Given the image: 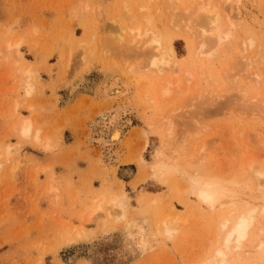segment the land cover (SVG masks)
Wrapping results in <instances>:
<instances>
[{
	"label": "rangeland",
	"instance_id": "374dc122",
	"mask_svg": "<svg viewBox=\"0 0 264 264\" xmlns=\"http://www.w3.org/2000/svg\"><path fill=\"white\" fill-rule=\"evenodd\" d=\"M167 1L0 0V264H196L216 240L221 202L229 210L264 203L252 173L264 170V80L258 67L245 64L256 49L245 48L247 39L264 38V0L217 1L224 28L234 33L219 51L210 43L202 48L199 28L186 25L182 9L197 0H176L174 21ZM147 5L151 22L141 18ZM154 31L176 54V94L168 100L155 93L171 72L150 69L141 47ZM132 35L134 41L146 36L137 50L132 39L133 49L127 45ZM81 76L94 84L77 92L97 98L86 95L64 108ZM118 80L130 83L129 94L103 99L105 87L123 84ZM115 106L129 110L136 127L115 145L119 161L105 163L90 128ZM24 117L33 120L38 141L20 133ZM156 160L167 165L160 174L152 172ZM198 174L224 181L215 207L191 188ZM102 190L111 194L105 201L123 196L124 211L105 202ZM110 212L120 215L113 220Z\"/></svg>",
	"mask_w": 264,
	"mask_h": 264
},
{
	"label": "bare ground",
	"instance_id": "6f19581e",
	"mask_svg": "<svg viewBox=\"0 0 264 264\" xmlns=\"http://www.w3.org/2000/svg\"><path fill=\"white\" fill-rule=\"evenodd\" d=\"M192 1H195V0H192ZM191 1V2H192ZM198 1V0H197ZM195 1L193 3H191L192 5L195 6L194 10H191L192 8V5H190L191 8H189V6H187L186 8L182 9L184 10V12L182 13L185 17V20L187 22V26L188 27H191L192 26H195L196 28H199V32L200 34L198 35L199 36V39L198 41H200L201 43V47L205 48V49H208L206 48L207 44L210 43V44H215V47L214 50L215 51H219L218 48L221 44L225 43V39H228L229 37L232 38V40H234V36H233V28L232 27H227V28H224L223 24H222V18L220 17V14H222L221 12L224 11H220V14H219V6L217 4V1H221V0H199L198 2ZM153 2V1H152ZM161 3V2H160ZM162 4V3H161ZM165 4V3H164ZM149 5L151 6V4L149 3ZM153 5V4H152ZM224 5V4H223ZM162 5H160V8H161ZM166 7L167 10H169V12L171 13V16H172V21H174L176 19V12H178V9H176V0H168L166 2V4L164 5ZM164 6H163V9H164ZM193 6V7H194ZM143 7V6H142ZM159 8V7H158ZM159 8V9H160ZM225 8V7H224ZM142 9L144 10H147V13L141 17V18H144L147 20V22H151L153 21L152 17L154 18V15L152 16L150 14V9L153 10L152 7L149 8V6H144ZM162 9V8H161ZM165 9V10H166ZM181 9V8H180ZM222 9H223V6H222ZM131 11H133L132 9H130ZM177 10V11H176ZM226 10V9H225ZM136 11V10H135ZM229 11V10H228ZM127 13H132V12H127ZM135 13V12H133ZM180 13V11H179ZM154 14V13H153ZM166 14V13H165ZM161 15V14H159ZM181 15V14H180ZM225 16V15H224ZM223 16V17H224ZM228 16V15H227ZM136 17V16H135ZM156 17V15H155ZM161 17V16H160ZM140 18V19H141ZM134 19V18H133ZM143 19V20H144ZM152 19V20H151ZM233 19V18H232ZM161 20V19H160ZM234 20V19H233ZM136 21V20H135ZM166 21V20H165ZM171 21V23H172ZM180 21V20H179ZM229 21V20H228ZM114 22H117V21H114ZM234 22V21H233ZM135 23V22H134ZM145 24V23H144ZM173 24V23H172ZM149 25V24H148ZM170 26H172L170 23H169ZM174 25V24H173ZM153 26V25H152ZM187 26H185L187 28ZM229 26V25H228ZM148 27V26H147ZM184 27V26H183ZM195 27H193L195 29ZM234 27V25H233ZM154 28V26H153ZM152 28V29H153ZM236 28V27H235ZM125 29V28H122V30ZM154 30V29H153ZM184 30V29H183ZM115 31V30H114ZM113 31V33H114ZM130 31V30H129ZM140 31V30H138ZM147 31V30H146ZM176 31V30H175ZM188 31V30H187ZM264 31V30H263ZM123 32V31H122ZM134 32V31H133ZM143 32V31H142ZM152 32V31H151ZM195 32V31H194ZM115 33L118 34L117 31H115ZM137 33V32H136ZM145 33V32H144ZM107 34V33H106ZM122 33L120 32V36ZM125 34V33H123ZM127 34V33H126ZM147 34V33H146ZM150 34V32H149ZM92 35V34H91ZM110 35V34H109ZM119 35V34H118ZM116 35L115 37L117 38ZM164 35V34H163ZM163 35H160V33H156V31H154L153 33H151L149 35V38L146 39L145 41V44H143L141 47L143 48V51L147 52V56H145V60H147V63L146 65L148 67H150V69H153L155 70L157 73H163L164 75V72L165 71H169L171 72V76L168 77V78H165V82L167 81L166 85L162 86V88L158 91V93H155L158 98L161 97L160 99H164L166 98L168 100V98H170L172 95H175L176 94V54H175V51H174V48H173V45L171 43H169L167 40H166V37H164ZM260 35V34H259ZM262 35V34H261ZM124 36V35H123ZM133 36V35H132ZM131 36V37H132ZM148 36V34H147ZM233 36V37H231ZM125 37V36H124ZM145 35H144V39H145ZM115 38V39H116ZM119 38V37H118ZM117 38V39H118ZM134 38L135 36H133L132 38H127L129 43L127 44L128 47H130V42H131V39H132V44H133V41H134ZM229 38V39H230ZM130 39V40H129ZM143 39V40H144ZM197 39V38H196ZM260 39V36L259 38H257V40L255 38H249L247 39L248 43H246L245 45V48L248 50L250 48V50L253 48V45L256 46V49H257V52H256V49L255 51H253L254 53L251 55V57L249 58V56L247 57V55L243 58H246L247 57V62L245 64L248 63V65H250V67H252L251 65H254L255 67H258L257 69H255V72L258 74L257 78H259L258 80H264L263 78V75H264V66H262L264 64V38H262L261 40ZM90 40V39H89ZM92 40V39H91ZM120 40L122 41L123 39L120 38ZM120 40H118L120 43H122ZM125 40V39H124ZM138 40V42H136ZM140 39L136 38L135 41H134V44L136 45H132L134 48L135 47H138L139 48V42H140V45L142 44L141 42H143V40L139 41ZM243 40V39H242ZM20 41V40H19ZM18 41V43H19ZM246 40H244L245 42ZM257 41V42H256ZM124 42V41H123ZM241 42V41H240ZM256 43V45H255ZM87 44V43H86ZM130 44V45H129ZM216 44H219L216 46ZM245 44V43H244ZM243 42H242V46L244 45ZM82 45V43L80 44ZM84 42H83V45L82 47L84 46ZM127 45L125 47H127ZM236 45V44H234ZM119 46V45H118ZM132 46L130 47L131 49ZM223 46V45H222ZM226 46V45H225ZM210 49L212 48V46H209ZM218 47V48H217ZM233 47V45H232ZM248 47V48H247ZM212 48V50H213ZM217 48V50H216ZM229 48V47H228ZM242 47V49H245ZM220 49V48H219ZM227 49V48H226ZM241 49V48H240ZM239 49V50H240ZM134 50H137L136 48ZM134 50H131L134 51ZM198 50V53L200 52L199 49ZM196 50V51H197ZM208 51V50H207ZM244 51V50H243ZM246 51V50H245ZM203 52V51H202ZM210 52V51H209ZM242 52V50H241ZM135 53H138V52H135ZM195 53V52H194ZM211 53V52H210ZM216 53V52H215ZM243 53V52H242ZM141 54V53H139ZM144 55V53H142ZM141 54V55H142ZM249 54V53H247ZM251 54V53H250ZM199 55H201V53H199ZM253 56V57H252ZM201 57V56H200ZM203 58V56H202ZM205 58V57H204ZM210 57H206V59H208ZM237 58V57H236ZM144 59V58H143ZM239 59V58H238ZM241 59V58H240ZM237 60V59H236ZM238 64H236L237 66L240 64L239 63V60H237ZM146 62V61H145ZM240 62H242V59L240 60ZM20 63V62H19ZM231 63V62H230ZM244 63V62H243ZM243 63H241L243 65ZM21 64V63H20ZM20 64H18L20 66ZM244 64V65H245ZM145 65V66H146ZM229 65V64H228ZM241 65V66H242ZM23 66V65H21ZM232 66V65H231ZM30 67V66H29ZM225 67V66H224ZM230 67V66H228ZM235 67V66H234ZM240 68V65L238 66ZM260 67V68H259ZM19 68H22V67H19ZM26 68V67H25ZM34 68V67H32ZM226 68V67H225ZM244 68V67H243ZM247 68V66H246ZM254 68V67H253ZM252 68V69H253ZM262 68V69H261ZM23 69V68H22ZM148 69V68H147ZM234 69V68H232ZM241 69V68H240ZM239 69V70H240ZM250 69V68H249ZM259 69V71H258ZM28 70V69H27ZM31 69H29L30 71ZM227 70V69H225ZM230 70V69H229ZM228 70V71H229ZM238 69H236V71L238 72L239 71ZM248 70V69H246ZM245 70V72H246ZM263 70V71H261ZM29 71H26L27 73ZM203 71V70H202ZM227 71V72H228ZM243 71V70H241ZM249 71V70H248ZM247 71V72H248ZM32 72V70H31ZM226 72V73H227ZM206 73V72H205ZM82 74V73H81ZM80 74V75H81ZM188 74V73H187ZM201 74H204V72H202ZM230 74V73H229ZM239 74V72H238ZM247 74V73H246ZM245 74V75H246ZM256 74V75H257ZM189 75H190V72H189ZM225 75V74H224ZM228 75V73H227ZM244 75V74H243ZM249 75V74H248ZM192 76V75H190ZM203 76V75H202ZM201 76V77H202ZM242 76V74H241ZM82 77V76H81ZM117 78V77H116ZM116 78H114L115 80H117ZM192 78V77H191ZM251 78V77H250ZM254 77L251 78V80L253 79ZM113 79V83L115 82ZM204 79V78H203ZM86 78H81L80 80L78 79V81L76 83H74L70 89H69V92H68V98L69 99H72L75 95V92H77V90L81 87H85V88H88V87H91V85L93 86L94 84V81H91V83H87V80ZM190 80V79H189ZM257 80V81H258ZM163 81V80H162ZM198 81V79H197ZM205 81V80H204ZM255 81V80H254ZM90 82V81H89ZM112 83V81H110ZM118 82H123L122 83H118V86L117 87H114V88H109V91L106 90L105 88V85L103 84V87L104 88V92H102V97L103 99L106 98L108 99L109 101H116L118 99H120L121 97L129 94V92L132 90V87L130 85V83H128L127 81H119ZM190 82V81H189ZM188 82V83H189ZM199 82V81H198ZM109 83V82H107ZM163 83V82H161ZM178 83L179 80H178ZM191 83V82H190ZM200 83V82H199ZM198 83V84H199ZM260 83V82H259ZM117 84V82H116ZM151 84V83H150ZM192 84V83H191ZM120 85H123L124 87H119ZM201 85V84H200ZM108 86V84H107ZM110 86V84H109ZM161 86V85H160ZM180 86V85H178ZM262 86V85H261ZM102 87V86H101ZM196 87V86H195ZM200 87V86H199ZM108 88V87H107ZM145 88V87H144ZM194 88V87H193ZM26 89L29 90L28 86L26 87ZM103 89V88H102ZM101 89V90H102ZM99 89V91H101ZM146 90V89H145ZM199 91V89L197 90ZM146 92V91H145ZM152 92V91H151ZM155 92V91H154ZM200 92V91H199ZM205 92V91H204ZM208 92V91H207ZM147 93L151 94H154V93H150V90L148 91L147 89ZM227 93V92H225ZM29 94V93H28ZM131 94V93H130ZM146 94H144L145 96ZM201 95V94H199ZM238 95V94H237ZM130 96V95H129ZM147 96V95H146ZM151 96H150V99H151ZM202 96L199 97L202 99ZM205 96V95H204ZM203 96V97H204ZM263 96V95H262ZM127 97V96H126ZM148 97V96H147ZM67 98V99H68ZM154 98V97H153ZM152 98V99H153ZM196 98V97H195ZM105 99V100H106ZM149 99V100H150ZM165 99V100H166ZM106 100V101H108ZM166 100V102H167ZM195 100V99H194ZM253 100V99H252ZM121 101V100H120ZM263 101V100H262ZM122 102V101H121ZM124 102V101H123ZM165 102V101H164ZM195 102V101H194ZM261 102V101H260ZM125 103V102H124ZM122 104V103H121ZM126 104V103H125ZM198 104V103H197ZM200 104V103H199ZM198 104V105H199ZM203 104V103H202ZM201 104V105H202ZM206 104V103H205ZM259 104V103H258ZM264 104V103H263ZM111 105V103L109 104ZM196 105V104H195ZM125 106V105H124ZM129 106V105H128ZM200 106V105H199ZM260 106H262V103L260 104ZM256 107V106H255ZM260 108V107H259ZM264 108V107H263ZM107 109V108H106ZM105 109V110H106ZM110 110L108 111H105V112H102L99 117L97 118L96 121H93L92 123V127L90 128L91 129V133H90V137L89 138H92L94 139L96 142H98V145L100 146L101 149H104V152H105V155H104V161L105 163H110V162H115L119 159V153L117 151H115V147L118 146L119 143H121L125 138H127L129 135L128 133L131 131L132 128L136 127L133 125V118H132V114L130 113L129 110H124L123 108H120L119 106H115L113 108H109ZM203 109V108H202ZM205 109V108H204ZM103 111V110H102ZM101 112V111H100ZM23 118V117H22ZM22 120V119H21ZM204 122V121H203ZM33 120L29 119V118H26L24 117V119L20 122V133L24 136L23 138L25 139H28V135L29 137L32 136V131H33ZM205 123V122H204ZM199 124V123H198ZM140 129V127H138ZM169 130V128H168ZM171 130V129H170ZM134 131V130H133ZM132 131V132H133ZM136 131V130H135ZM38 132V131H37ZM142 132V131H141ZM131 133V132H130ZM31 134V135H30ZM144 134V133H143ZM37 135V133H36ZM89 135V134H88ZM22 137V136H21ZM34 137V136H32ZM30 137V139H34V140H37L38 138V135L35 136L34 138ZM40 137V136H39ZM37 138V139H36ZM145 139V138H144ZM143 139V140H144ZM38 141V140H37ZM41 141V138L39 139V142ZM38 144V142L36 143ZM41 145V144H40ZM116 145V146H115ZM145 146V144L143 145V147ZM45 147V146H43ZM142 148V147H141ZM161 158V157H160ZM159 158V159H160ZM141 158H139L140 160ZM163 159V158H161ZM121 160V159H120ZM119 161V160H118ZM130 161L129 159H123L122 161L120 162H128ZM152 162V161H151ZM140 164V161L137 162ZM146 163V162H145ZM150 163V162H149ZM163 162H159V160H156L154 161L153 163V170L152 172H159L160 170H164L166 169L167 165H162ZM21 164V163H20ZM144 164V162L142 163ZM140 164V165H142ZM143 166V165H142ZM146 167V166H145ZM144 167V168H145ZM149 169V168H148ZM152 169H150L151 171ZM255 170V169H254ZM149 171V170H147ZM149 171V172H150ZM142 172V171H141ZM148 172V173H149ZM151 173V172H150ZM253 174L255 175V179H256V182L254 184V187L255 189L257 188H264V170L263 169H259L257 170L256 172H252ZM154 174V173H153ZM160 174V172L158 173ZM162 174V173H161ZM200 174V173H199ZM196 176V178L192 177L193 179H191L190 181L192 182V189H195L199 198L207 201L210 206L212 207H215L216 205H218L216 203V198L219 194L222 195V192L220 190V188H223L222 186H220L221 184V181H223L222 179L220 178H205L201 175ZM143 177H145L144 174H142ZM163 175V174H162ZM161 175V176H162ZM205 175V174H204ZM141 176V175H140ZM139 176V177H140ZM153 176V175H152ZM252 176V175H251ZM137 177V176H136ZM228 177V176H227ZM253 178V177H252ZM135 179H138V178H135ZM250 179V178H249ZM142 181V179H141ZM255 181V180H254ZM135 182V181H134ZM224 182V181H223ZM139 183V182H138ZM247 183V182H246ZM136 184V183H135ZM249 184V183H248ZM134 185V184H133ZM244 186V184H243ZM247 186V184H246ZM249 186V185H248ZM264 191V190H263ZM103 192H106V191H103ZM122 192V191H121ZM106 194V195H105ZM103 193V197H102V194H101V197L102 199L105 198V196H107L109 198V194L106 192V193ZM264 194V193H263ZM238 195V194H237ZM248 195V194H247ZM111 196V194H110ZM220 196V195H219ZM123 196H121V198L119 197V200L118 197H117V200L115 199L116 197L114 196V199H108L107 202H112L114 205L116 204V206L119 205V209L117 207H113L120 210H123L126 208L127 205L123 202ZM237 197V196H236ZM226 198V197H225ZM220 199V198H218ZM224 199V198H223ZM232 199V198H231ZM104 200V199H103ZM233 200V199H232ZM239 200V199H238ZM262 200V198H261ZM264 200V199H263ZM262 200V202H264ZM105 201V200H104ZM103 201V202H104ZM105 201V202H106ZM125 201V200H124ZM246 201V200H245ZM102 202V203H103ZM221 202V201H219ZM226 202V201H225ZM221 202L220 205L222 207V211L221 213L218 212V215H219V218H218V224H219V229H218V232H217V237H216V240L214 241L213 243V247H211V252H209V255H207L208 257H205V260H202L201 262H198L196 264H241L242 262L244 264H248V262L251 260L255 261L254 263L255 264H264V238L262 237V234H264V203L263 204H249V203H245L243 205L242 208H237V209H232V210H229L231 208V204L229 202ZM252 202V201H251ZM110 203V206L111 204ZM98 204V202H97ZM100 204V205H99ZM98 207L101 206V202L99 203ZM108 204V203H107ZM106 204V205H107ZM113 206V205H112ZM95 207V206H94ZM92 207V208H94ZM97 207V206H96ZM102 208V207H101ZM91 210V208H89ZM87 209V211L89 210ZM100 209V208H99ZM99 209H96V210H99ZM95 210V208H94ZM101 210V209H100ZM104 210V209H103ZM109 210V209H107ZM116 210V211H118ZM121 210H120V213H121ZM217 210V209H216ZM215 210V211H216ZM111 211V210H109ZM123 211H122V214H123ZM92 212V210H91ZM97 212V211H95ZM119 212V211H118ZM117 212V213H118ZM217 212V211H216ZM112 213V212H110ZM109 213V214H110ZM116 213V214H117ZM93 214V212L91 213ZM95 216H96V213H94ZM93 214V215H94ZM100 214V213H99ZM108 214V213H107ZM106 214V215H107ZM114 214V215H112ZM111 214V216H115V212H113ZM119 214V213H118ZM117 214V215H118ZM121 214V216L123 217V215ZM92 215V216H93ZM98 215V213H97ZM120 215V214H119ZM90 217H92L91 215H89ZM103 216H105L103 214ZM102 216V217H103ZM108 216V215H107ZM98 217V216H97ZM120 217V216H118ZM126 218V216L124 217ZM115 219V217L113 218V220ZM112 220V219H111ZM116 220V219H115ZM118 220V219H117ZM106 221V220H105ZM101 223H105L103 221H101ZM107 223V222H106ZM105 223V224H106ZM103 226V225H102ZM82 230V229H81ZM172 228L168 227L167 228V232H171ZM82 232H84L82 230ZM80 233V232H78ZM76 233V235L78 236L79 234ZM88 233V232H87ZM86 233V234H87ZM83 235V233H82ZM85 236V235H84ZM88 236V235H87ZM82 238V237H81ZM67 241V239H66ZM248 248H251L252 251H249ZM248 249V250H247ZM250 261V262H251ZM252 261V262H253ZM249 262V263H250ZM252 263V264H254ZM195 264V263H194Z\"/></svg>",
	"mask_w": 264,
	"mask_h": 264
},
{
	"label": "crops",
	"instance_id": "0c3cea01",
	"mask_svg": "<svg viewBox=\"0 0 264 264\" xmlns=\"http://www.w3.org/2000/svg\"><path fill=\"white\" fill-rule=\"evenodd\" d=\"M92 91H94V89ZM86 95H88V96H90L92 98H97V95L95 94V92H93V93H90V92L89 93H86L84 91L76 92V94H75L76 97L70 102V104L64 106V108H72V106L78 105L79 102L82 101L81 98L84 97V96H86ZM81 164L84 165V166L85 165H88V163H86V162H83Z\"/></svg>",
	"mask_w": 264,
	"mask_h": 264
}]
</instances>
